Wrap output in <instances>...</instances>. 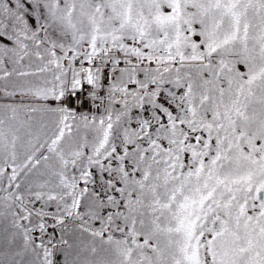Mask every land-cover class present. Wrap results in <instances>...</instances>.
I'll use <instances>...</instances> for the list:
<instances>
[{
    "label": "snow or ice",
    "instance_id": "obj_1",
    "mask_svg": "<svg viewBox=\"0 0 264 264\" xmlns=\"http://www.w3.org/2000/svg\"><path fill=\"white\" fill-rule=\"evenodd\" d=\"M0 264H264V0H0Z\"/></svg>",
    "mask_w": 264,
    "mask_h": 264
}]
</instances>
